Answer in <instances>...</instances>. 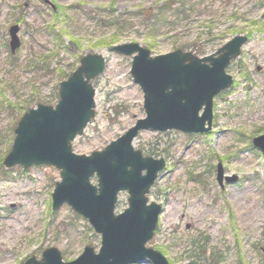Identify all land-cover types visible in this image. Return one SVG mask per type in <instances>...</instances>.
Returning a JSON list of instances; mask_svg holds the SVG:
<instances>
[{
    "label": "rangeland",
    "instance_id": "1",
    "mask_svg": "<svg viewBox=\"0 0 264 264\" xmlns=\"http://www.w3.org/2000/svg\"><path fill=\"white\" fill-rule=\"evenodd\" d=\"M161 2L0 0V264H25L32 255L40 259L50 246L65 261L77 258L86 245L99 250L101 234L87 218L68 204L53 209L52 193L61 180L56 167L7 169L2 162L25 112L20 106L29 99L32 108L44 100L55 105L60 76L74 71L88 53L104 55L107 66L93 80L96 114L73 142V150L87 155L101 150L146 116L143 92L130 73L132 57L103 43L116 35L119 43L139 42L153 55L178 48L196 53V45L207 47L199 56L236 35L249 37L227 68L234 83L215 97L209 132L142 129L133 145L145 156L166 161L149 193L162 212L148 246L164 251L172 264H211L198 257L199 246L207 247L209 258L216 253L219 264H264V156L252 143L264 133V0L195 2L200 12L179 16L174 26L154 35L139 19L105 23L112 14ZM16 23L21 45L11 54L8 29ZM50 30L61 36L60 42ZM210 30L216 38L209 39ZM219 163L225 176L236 179L220 184ZM92 182L97 183L95 176ZM127 198L128 192H120L116 213L128 206Z\"/></svg>",
    "mask_w": 264,
    "mask_h": 264
},
{
    "label": "water",
    "instance_id": "2",
    "mask_svg": "<svg viewBox=\"0 0 264 264\" xmlns=\"http://www.w3.org/2000/svg\"><path fill=\"white\" fill-rule=\"evenodd\" d=\"M19 29L17 24L9 29L12 51L20 46ZM247 40L246 35H236L204 57L182 49L152 56L138 42L112 46L111 51L133 55L130 72L143 90L146 116L104 149L89 155L75 153L72 142L83 134L95 115L96 90L91 80L105 69L103 55L89 53L81 58L78 68L60 82L55 106L39 103L24 113L15 128L12 149L4 164L24 168L33 164L55 166L61 180L52 193L53 208L67 203L102 234L98 253L92 246H86L80 256L65 262L60 250L50 247L43 252L41 260L32 256L26 264H131L146 258L153 264H170L161 251L146 246L153 238L162 211L161 204L155 201L148 204L146 194L164 168L165 159L144 156L134 148L133 140L141 129L209 131L214 97L233 83L226 67L240 55ZM253 144L264 154V134L254 137ZM94 175L97 184L91 181ZM217 178L223 184L221 163ZM121 190L129 192V205L116 214Z\"/></svg>",
    "mask_w": 264,
    "mask_h": 264
},
{
    "label": "trees",
    "instance_id": "3",
    "mask_svg": "<svg viewBox=\"0 0 264 264\" xmlns=\"http://www.w3.org/2000/svg\"><path fill=\"white\" fill-rule=\"evenodd\" d=\"M161 3L156 4L155 7H140L135 11H127L125 14H121L120 16H115L112 14V20L110 22H105L106 24H121V23H131V21L135 19L142 20V24L149 27L151 35L156 34L159 29L162 27H171L175 25V22L178 20L179 16H182L184 18L189 17L192 13L200 12L197 8H194L195 2H203L204 0H161ZM198 4V3H197ZM114 8L112 9V12H114ZM212 21V20H211ZM210 21V22H211ZM50 32L54 33L52 30ZM237 32V31H236ZM55 38L58 42L61 41V36L59 34L54 33ZM213 30H210L208 32L209 39H214L216 37H213ZM224 36L221 35L218 38H221ZM221 38V39H223ZM120 41V38L118 35L114 37V39H111L110 41L104 40L103 43L107 47H111L113 44L118 43ZM151 45H154L155 43H150ZM196 53L197 54H204L206 52L207 47H203L200 45H196ZM71 73V72H70ZM70 73H64L60 76V79L63 80L66 77L69 76ZM55 97L58 98V91L55 93ZM47 103H51L50 101H45ZM38 103V102H37ZM33 104V100L29 99L26 102L23 103L22 106H20V109H23L24 111H27L31 108ZM201 180V179H200ZM199 180V181H200ZM202 181V180H201ZM199 246V249L201 252H206V247ZM216 258V257H215ZM214 262L220 261L219 259L212 260Z\"/></svg>",
    "mask_w": 264,
    "mask_h": 264
},
{
    "label": "flooded vegetation",
    "instance_id": "4",
    "mask_svg": "<svg viewBox=\"0 0 264 264\" xmlns=\"http://www.w3.org/2000/svg\"><path fill=\"white\" fill-rule=\"evenodd\" d=\"M209 263H211V264H218V262H214V261H211Z\"/></svg>",
    "mask_w": 264,
    "mask_h": 264
}]
</instances>
